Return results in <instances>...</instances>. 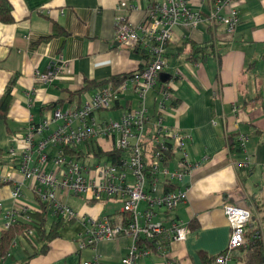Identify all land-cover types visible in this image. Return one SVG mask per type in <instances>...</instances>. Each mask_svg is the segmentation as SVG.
I'll return each mask as SVG.
<instances>
[{
	"label": "crops",
	"instance_id": "obj_1",
	"mask_svg": "<svg viewBox=\"0 0 264 264\" xmlns=\"http://www.w3.org/2000/svg\"><path fill=\"white\" fill-rule=\"evenodd\" d=\"M154 1L161 0H8L12 21L0 22V96L13 79L11 100L4 118H0V176L8 179L0 181L1 220L5 210H12L15 218L21 220L23 209L30 211L38 206V194L32 190V184L42 190L45 188L38 181L22 180L17 168L28 128L50 119L55 109L64 110L74 102L85 101L111 77H121L141 67L145 56L132 41L118 44L113 40L114 17L125 15L129 24H138L143 8ZM209 1L187 0V4L206 16ZM121 2L137 9L119 8ZM229 9L237 14L230 32L225 30L224 24L206 22L194 29H173L164 54L166 66L158 82L170 86L171 98L165 100L166 109L160 114L157 105L163 98L157 88L150 90L144 100L152 120L156 114L161 115L162 123L170 131L190 137L184 151L192 170L170 180L159 177V188L163 191L184 189L186 199L168 213L154 208L153 220L161 219L165 226L170 221H180L187 225L188 233L183 241L171 242L166 254L145 257L148 264H202L203 253L215 255L223 250L229 235L222 212L224 204L247 206L255 216L262 215L264 0H231L219 14L229 17ZM52 22L67 34L33 44L49 35ZM191 44L201 49L194 58L190 56ZM37 72L48 74L49 79L38 81ZM85 81L104 82L89 85L88 89L67 99L68 94L78 91ZM133 98L128 89L122 102L131 105ZM115 107L119 108L113 105L112 110ZM116 115V112L103 110L96 113L95 118H116ZM47 134L43 132L42 137ZM229 134L247 136L243 149L230 151ZM177 157L175 154L166 163L170 173L176 169ZM244 158L247 167L239 165ZM14 181L21 183L18 201L10 195ZM57 195L78 216L114 218L121 215L118 205L109 200L93 201L59 191ZM69 197H81L83 203L73 198L69 202ZM143 208L141 202L139 209ZM47 215L50 221L52 216L47 213L46 218ZM66 225H77L78 229L66 237L53 238L46 253L26 262V255L38 245L31 237L29 240L16 235L0 264H79L89 255L87 250L76 248L75 236L82 228L76 221H68ZM127 243L128 240L121 238L98 243L95 248L105 264H117ZM143 259L137 264H144Z\"/></svg>",
	"mask_w": 264,
	"mask_h": 264
},
{
	"label": "built area",
	"instance_id": "obj_2",
	"mask_svg": "<svg viewBox=\"0 0 264 264\" xmlns=\"http://www.w3.org/2000/svg\"><path fill=\"white\" fill-rule=\"evenodd\" d=\"M230 1L210 0L206 16L191 9L187 0L150 2L143 8L140 22L135 25L129 24L125 15H115L113 40L118 44L132 41L145 56L141 67L122 75L117 85L111 80L105 82L79 104L74 102L64 110L55 109L50 119L31 125L24 134L17 167L22 180L45 185L42 190L32 184V190L37 191L38 201L45 204L52 218L80 224L82 229L75 236L76 248L78 251L87 250L89 255L79 264H105L96 245L121 237H129L130 242L117 264H137L145 257L166 254L171 242L186 238L188 227L184 223L170 221L165 226L161 219L153 220V217L154 208L168 213L186 199L184 189L163 191L158 184L161 176L170 180L192 171L184 151V144L190 137L179 131H170L162 123L161 115L156 114L152 120L144 100L150 90L157 88L163 98L157 105L160 114L166 109L165 100L171 98L170 86L158 82L160 72L166 66L164 54L173 29H194L206 22L224 24L225 30L230 32L236 11L229 9V17L219 14ZM120 5L119 8L126 10L137 9L124 2ZM35 78L44 82L49 76L37 72ZM128 89L134 96L131 105L122 102ZM113 105L119 108L112 110ZM103 110L116 112L117 117L96 119L95 114ZM43 132L48 134L42 137ZM246 139L245 134L237 136L240 149ZM175 154H178L176 169L170 173L166 163ZM247 164L246 158L239 162L241 167H247ZM7 180V176H0V181ZM57 191L93 201H112L118 205L121 215L114 218L109 215L99 218L78 216L59 199ZM10 195L14 201L20 200V182H13ZM141 202L144 204L142 210L139 209ZM40 210L39 205L30 208L38 213ZM27 211L23 209L21 212L20 221L29 224L22 236L33 237V226H38L39 222L29 217ZM222 212L229 235L224 249L215 254L214 264H227L230 252L243 245L251 213L247 206L228 203L222 206ZM16 220L12 210H5L1 230L8 229ZM254 237L263 239L260 228L254 232Z\"/></svg>",
	"mask_w": 264,
	"mask_h": 264
},
{
	"label": "trees",
	"instance_id": "obj_3",
	"mask_svg": "<svg viewBox=\"0 0 264 264\" xmlns=\"http://www.w3.org/2000/svg\"><path fill=\"white\" fill-rule=\"evenodd\" d=\"M12 21L11 16V6L8 0H0V22L9 23ZM67 33L64 29L58 25L56 22L51 23V31L49 35L41 37L37 39L33 44H37L40 41L47 40L48 38L54 36H64ZM191 49L193 52L190 54L192 58L198 54L201 49L199 45L191 44ZM11 78L9 82L6 84L1 96H0V118H4L6 110L11 100L10 90H11ZM111 81L118 82L120 80L119 76L111 77ZM105 81V80H104ZM104 81L94 82V81H85L81 88L78 91L69 93L67 99H71L74 97V93H80L89 88V85H98L103 83ZM54 104H52L53 106ZM228 139V147L231 150H240L238 146L237 136L234 134H229L227 136ZM116 155L115 153H113ZM98 155V154H97ZM113 155V156H114ZM2 183V182H1ZM263 189H264V181H263ZM40 212L36 211H28L26 214L29 217L33 218L34 221L39 222L38 226H33L34 235L32 240L36 245V248L32 247L31 253L26 255L24 262H26L31 257L46 253L48 249V243L55 237L59 236L60 230L67 224L65 220H61L58 218H52L49 221V224H46V214L47 209L45 204H41L38 201ZM260 212V210H255ZM262 215L260 217V222L256 220V216L253 213H250V218L246 224L245 241L242 246L236 248L235 250L230 252V260L234 262V264H264V240L261 237H254V232L258 231L260 226H262V231L264 232V203L262 208ZM36 219V220H35ZM261 223V225H260ZM29 226L28 223L21 222L20 220H16L13 222L8 229L0 231V259L5 257L9 253V244L11 240L18 234L22 235V231ZM24 237V236H23ZM30 240V237H24ZM215 255H207L202 254V264H214Z\"/></svg>",
	"mask_w": 264,
	"mask_h": 264
},
{
	"label": "rangeland",
	"instance_id": "obj_4",
	"mask_svg": "<svg viewBox=\"0 0 264 264\" xmlns=\"http://www.w3.org/2000/svg\"><path fill=\"white\" fill-rule=\"evenodd\" d=\"M73 197H69V199H68V201L69 202H71V199H72ZM73 199H76V200H78L79 202H80V204H82L83 203V200H82V198L81 197H74ZM74 205V204H73ZM86 209V208H85ZM257 218H258V221L260 222V217L261 216H256ZM255 217V218H256ZM1 219H0V229H1ZM46 223L48 224L49 223V216L47 215V218H46ZM260 225H261V223H260ZM78 226L77 225H74V226H69V225H65L61 230H60V232H59V235H60V237H66V236H68V235H70L71 233H73L75 230H77L78 228H77ZM260 228L262 229V226H260ZM79 231V230H78ZM261 233H262V235H263V240H264V232L261 230ZM122 239L123 238H125L126 240H128V243H127V245L129 244V242H130V238L129 237H121ZM121 238H119V239H121ZM119 239H116V240H113V241H119ZM112 242V241H111ZM85 252V251H84ZM151 258V257H150ZM143 261H144V264H148V262H149V260L147 259V258H144L143 259ZM227 264H234V262L233 261H231V260H229L228 262H227Z\"/></svg>",
	"mask_w": 264,
	"mask_h": 264
}]
</instances>
